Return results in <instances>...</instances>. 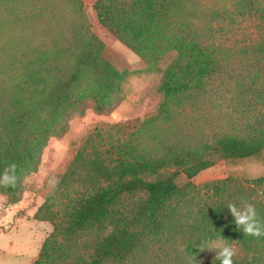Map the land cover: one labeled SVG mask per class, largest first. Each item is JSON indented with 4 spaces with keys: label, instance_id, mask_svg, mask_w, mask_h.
<instances>
[{
    "label": "trees",
    "instance_id": "trees-1",
    "mask_svg": "<svg viewBox=\"0 0 264 264\" xmlns=\"http://www.w3.org/2000/svg\"><path fill=\"white\" fill-rule=\"evenodd\" d=\"M88 2L98 22L144 61L147 72H161L158 91L162 102L157 113L138 129V136L146 134V143L151 141L159 149L117 141L105 150L103 158V152L91 159L77 153L65 176L84 170L88 189L73 199L62 215L49 210L47 203L40 207L35 218L51 223L53 231L33 264H125L137 254L147 253L151 239L161 241L163 233L176 231L172 219L176 208L171 205L184 197L175 183L179 172L191 180L212 167L218 158L243 160L264 150V126L247 137L223 134L198 146L166 144L155 134L156 128L171 123L176 111L204 91L210 78L227 62L228 49L203 43L225 16L255 17L257 25L251 35L254 37L240 52L264 59V0H222L217 7H208L205 0ZM71 4L75 9L83 3L72 0ZM82 27L72 31L65 48L39 54L32 60H18L16 76L20 81L12 86L11 101L0 113V174L10 163L18 166L15 185H0V193L11 204L20 201L22 178L35 169L48 139L61 137L68 120L82 114L88 105L96 114L110 113L131 74L105 60L103 42L87 25ZM169 53H174L173 59L160 70L159 62ZM254 78L257 80L258 74ZM166 169L173 171L161 174ZM153 176L156 177L152 179ZM251 183L264 184V176ZM217 184L213 186L217 200L201 207L197 221L188 226L193 242L189 240L184 245V261L179 264H196L205 244L217 240L234 244L250 255L234 257V264H264V237H246L236 228L226 206L231 201L219 195L222 190ZM219 184L225 185L224 181ZM237 192L239 198L233 203L239 206L245 196L241 190ZM136 193H143L144 197L131 219H127L117 205L124 196ZM255 207L264 218V207ZM89 233L96 235L89 258L73 259L69 249L80 236Z\"/></svg>",
    "mask_w": 264,
    "mask_h": 264
},
{
    "label": "rangeland",
    "instance_id": "rangeland-1",
    "mask_svg": "<svg viewBox=\"0 0 264 264\" xmlns=\"http://www.w3.org/2000/svg\"><path fill=\"white\" fill-rule=\"evenodd\" d=\"M81 1L82 6L73 9L72 0H0V113L11 101L12 86L20 81L16 76L18 60H32L39 54H52L56 49L65 48L72 38V31L83 29V24L103 42L105 60L118 70L131 73L110 113L96 114L88 105L82 114L68 120L61 137L48 139L35 169L22 178L20 201L11 204L0 193V264H33L41 245L53 231L51 223L35 218L40 207L47 203L49 210L62 215L73 199L86 192L88 184L84 170L71 177L65 176L77 153L91 159L103 152V158L105 150L117 141L137 143L140 148H146L147 144L149 148L159 149L151 143L149 136L150 142L146 143V134L142 138L138 136V129L143 121L157 113L162 102L158 91L161 72H147L144 61L98 22L88 0ZM221 1L205 0L208 7L220 6ZM256 25L254 16L238 15L233 19L225 16L211 30L210 37H205L203 43L228 49L227 62L210 78L204 91L195 94L174 113L171 123L156 128L157 138L166 144L198 146L223 134L247 137L264 126V102L261 101H264V59L240 52L247 47L250 37H254L251 35ZM173 56L174 53H169L163 57L158 65L160 70ZM254 74H258L257 80ZM171 171L173 169H166L161 174ZM263 176L264 150L243 160L218 158L212 167L191 180L179 172L175 183L182 189L184 197L171 205L176 208L172 217L176 231L163 233L161 241L151 239L147 253L137 254L125 264L183 262L184 245L189 240L193 242L188 226L197 221L201 207L217 200L213 186L218 183L222 190L219 195L231 202L239 198L237 191L241 190L245 200L264 207V184L251 183ZM53 179L57 181L55 187L50 185ZM222 181L225 185L219 184ZM143 197V193L126 195L117 208L131 219ZM95 238V233L80 236L69 249L72 258L88 259ZM217 241L205 244L196 264H211L215 250L210 246ZM232 245L237 251L236 258H249L248 253Z\"/></svg>",
    "mask_w": 264,
    "mask_h": 264
},
{
    "label": "clouds",
    "instance_id": "clouds-1",
    "mask_svg": "<svg viewBox=\"0 0 264 264\" xmlns=\"http://www.w3.org/2000/svg\"><path fill=\"white\" fill-rule=\"evenodd\" d=\"M17 167V164L13 162L5 168L4 172L0 174V185H15ZM56 184L57 181L55 179L50 181L52 187H55ZM226 206L234 218L236 228L241 230L246 237L251 236L257 239L264 237V218L260 217L254 204L241 199L239 206L233 202L227 203ZM210 248L215 250L214 261L219 260L220 264H234V257L237 255V251L233 245H221L217 241Z\"/></svg>",
    "mask_w": 264,
    "mask_h": 264
}]
</instances>
